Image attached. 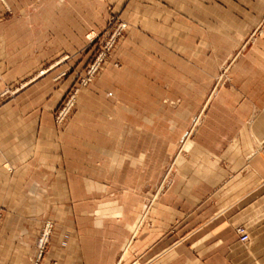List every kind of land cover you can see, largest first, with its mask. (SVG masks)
<instances>
[{
	"label": "crops",
	"instance_id": "1",
	"mask_svg": "<svg viewBox=\"0 0 264 264\" xmlns=\"http://www.w3.org/2000/svg\"><path fill=\"white\" fill-rule=\"evenodd\" d=\"M109 6L129 23L120 45L164 67L180 109L196 95L191 128L186 116L178 138L160 137L172 168L158 198L81 172L53 118L62 66L34 74L103 28ZM29 77L0 102V264H264V0H0V90ZM137 138L102 148V173H124V158H136L135 173ZM84 153L87 164L93 152ZM23 196V225L4 238ZM44 218L54 228L40 249Z\"/></svg>",
	"mask_w": 264,
	"mask_h": 264
},
{
	"label": "rangeland",
	"instance_id": "2",
	"mask_svg": "<svg viewBox=\"0 0 264 264\" xmlns=\"http://www.w3.org/2000/svg\"><path fill=\"white\" fill-rule=\"evenodd\" d=\"M58 2L62 3L63 0ZM93 9L94 19L100 17L96 12L100 11L99 7L94 5ZM108 12L103 28L87 31L82 43L72 52L58 54L50 62L40 66L34 74L44 73L54 65L62 66L59 80L64 82V87L60 91L53 118L62 133L66 134L67 154L78 166H82L81 172H87L95 177L110 176V179L126 187L134 183L136 187H140L137 189L142 198L152 196L158 198L164 190L165 181L170 177L172 168V155L169 153L167 157L164 154L160 137L171 134L178 138L182 130L180 124L184 123L182 120L186 116L191 128L197 112L193 108L196 95L186 94L189 109L181 110V95L165 93L171 86L165 81L168 73L164 67L152 62L146 54L147 51L145 52L141 46L133 43L120 45L129 32V23L111 6L108 7ZM120 25L124 27L119 29ZM114 34L113 42L108 43ZM92 65H95L96 69L89 73ZM169 76L172 77L170 74ZM29 79L31 77L23 79L13 87L5 86L0 90V102L16 93ZM69 98L71 105L64 118L58 121L57 111ZM166 119L170 120V126L165 122ZM154 133L157 135L155 158L148 157L147 152L152 149L153 142L150 141V136ZM119 134H126L131 138L135 135V139L138 136L139 143L135 142V145L140 147V164L135 168V173H132L127 167L131 169L132 165L135 166L137 159L124 158L126 162L124 173H102L100 162L104 158L101 149L104 148L106 151L108 147L114 148L115 139ZM123 144L125 148L129 144L132 148V143L128 141ZM86 149L93 152L92 157L88 155L87 164L84 153ZM128 162L130 164L127 165ZM134 175L135 182L132 179ZM137 176H140V183L136 181ZM26 198L23 196L19 203L8 210L2 237L6 238L13 234L10 230L14 226L16 232L23 225L22 220L16 222L15 219L26 211ZM46 226H49V232L45 244L54 228L49 218L40 221L38 245Z\"/></svg>",
	"mask_w": 264,
	"mask_h": 264
},
{
	"label": "built area",
	"instance_id": "3",
	"mask_svg": "<svg viewBox=\"0 0 264 264\" xmlns=\"http://www.w3.org/2000/svg\"><path fill=\"white\" fill-rule=\"evenodd\" d=\"M124 25H120L119 26V29L123 28ZM114 37H115V34L113 36L110 37L109 39V42L108 43H112L113 40H114ZM96 69V66L95 65H92L89 69V73H93L92 71H95ZM223 72H224V69L222 71V74L220 76V78H218V81L222 79L223 77ZM71 105V98H69L57 111V118H58V121H61L67 110L69 109V106ZM0 218H1V213H0ZM15 229H16V226H14L11 230H10V233H14L15 232ZM236 232L237 234L239 235V239L240 241L244 242V241H247L248 239V235L246 233V230H245V227L240 225L238 227H236ZM48 232H49V226H46V228L44 229L43 233H42V236H41V239H40V242H39V248H43L44 244H45V241L47 240V237H48ZM8 234V231L6 232Z\"/></svg>",
	"mask_w": 264,
	"mask_h": 264
}]
</instances>
